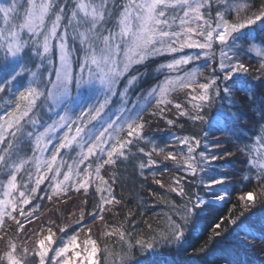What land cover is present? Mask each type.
Here are the masks:
<instances>
[{
  "label": "snow or ice",
  "instance_id": "snow-or-ice-1",
  "mask_svg": "<svg viewBox=\"0 0 264 264\" xmlns=\"http://www.w3.org/2000/svg\"><path fill=\"white\" fill-rule=\"evenodd\" d=\"M213 204L192 254L264 253V0H0V264H134Z\"/></svg>",
  "mask_w": 264,
  "mask_h": 264
},
{
  "label": "trees",
  "instance_id": "trees-1",
  "mask_svg": "<svg viewBox=\"0 0 264 264\" xmlns=\"http://www.w3.org/2000/svg\"><path fill=\"white\" fill-rule=\"evenodd\" d=\"M249 63L255 66L258 61L255 58H251L249 59ZM151 79L152 65H149L148 76L145 77V83H150ZM252 83L256 84L259 88V84L257 81H252ZM252 123H255V119L252 121ZM161 128H163V125H161ZM253 131H255V129H253ZM248 135H251V133L249 132ZM150 138L154 141L164 142L169 138V134L167 130L156 131L155 129H153ZM229 166L233 167L234 169L240 167L239 164H232ZM129 172H131V169H129ZM134 179L135 177L128 179L124 188V191L128 196V202L130 206L135 205V200L133 199V197L137 195L138 189V183H133ZM247 186V182L239 183L233 181L230 185H228V188L233 195H239L240 192ZM153 187L155 188L156 186ZM120 190L121 189L117 187V193H119ZM139 195L143 196L145 194L139 193ZM45 204H47L46 201ZM228 207H230V205ZM160 210L161 209L159 207H156L148 212V216H152L154 211L158 212ZM223 211H225L226 214L225 206H221L218 204L211 205L209 211L200 212L198 214L197 230L195 232V235H190L186 243L182 247L178 249L164 250L159 255L149 256L147 258L137 253L136 261H134V264H136V262H138V264H211L213 260H220L222 258L243 260L246 262V264H262V262H264V253H261L259 251V248H257L256 251L237 252L232 248L231 236L229 234H226L223 238L218 239L213 244L212 251L206 256H197L192 254V248L196 246L198 247L199 239H202L203 236L204 238L207 237L208 232L211 231V224L213 223L214 218L220 215ZM261 218H264V206H261L260 208L254 210V214L249 219L252 222H258L259 220H261Z\"/></svg>",
  "mask_w": 264,
  "mask_h": 264
},
{
  "label": "rangeland",
  "instance_id": "rangeland-1",
  "mask_svg": "<svg viewBox=\"0 0 264 264\" xmlns=\"http://www.w3.org/2000/svg\"><path fill=\"white\" fill-rule=\"evenodd\" d=\"M102 93V86L99 84L86 85L80 89H76L73 95L66 102V107L73 114L81 108L86 107L89 103H93Z\"/></svg>",
  "mask_w": 264,
  "mask_h": 264
}]
</instances>
